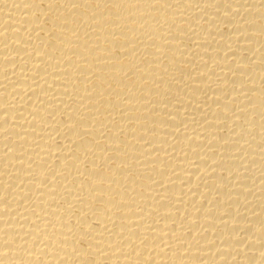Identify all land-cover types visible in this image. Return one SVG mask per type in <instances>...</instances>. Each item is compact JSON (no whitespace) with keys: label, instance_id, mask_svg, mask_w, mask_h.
<instances>
[{"label":"bare ground","instance_id":"obj_1","mask_svg":"<svg viewBox=\"0 0 264 264\" xmlns=\"http://www.w3.org/2000/svg\"><path fill=\"white\" fill-rule=\"evenodd\" d=\"M0 264H264V0H0Z\"/></svg>","mask_w":264,"mask_h":264}]
</instances>
